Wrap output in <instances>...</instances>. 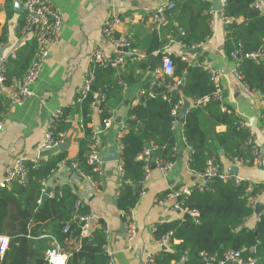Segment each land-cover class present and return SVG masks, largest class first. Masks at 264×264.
Instances as JSON below:
<instances>
[{
    "label": "trees",
    "instance_id": "obj_1",
    "mask_svg": "<svg viewBox=\"0 0 264 264\" xmlns=\"http://www.w3.org/2000/svg\"><path fill=\"white\" fill-rule=\"evenodd\" d=\"M173 7L165 11V21L170 39L178 38L183 49L200 46L211 33V3L208 0H168ZM254 0H224L223 18L225 37L223 50L229 58H236L237 71L244 86L257 93L264 91V59L259 56L263 51L264 12L252 6ZM13 0H5L7 15L12 11ZM163 23V24H164ZM24 20H20L19 28ZM3 39H0V43ZM168 39L154 32L145 47L146 58L135 59L131 70L117 73L118 68L93 67L94 80L90 90L81 101H74L69 107H61L59 121L53 138L58 132L71 126L70 115L78 113L81 117L83 135L78 138L79 150L76 158L69 159L65 150L39 158L23 161L26 168V180L13 182L0 187V234L9 237V245L0 264H48L45 251L50 247V237L56 239L66 255V264H109L106 253L107 232L102 224L91 227L86 237L81 236L83 222L78 216L90 213L89 205L80 200L70 185H56L47 188L42 198L41 181L58 170L64 163H76L78 169L98 181L100 175L87 162L86 144L96 135L91 127L93 111L98 112L101 128L102 120L110 118L111 109L120 102L124 86L134 84L139 75L135 68L146 71L151 55L157 57V67L161 65L163 45ZM37 51L32 39L16 50V56L9 60L6 74L7 82L20 79L26 72ZM183 55L189 54L182 53ZM194 60L184 61L181 54L173 57L174 69L170 76L155 77L143 86L145 94L137 97L135 103L127 108V116L122 124L120 162L121 177L115 199L123 225L131 220V211L139 202L144 191L143 178L145 163L137 156L143 148L150 145V156L162 163L175 161L177 137L173 120L177 118L172 109L184 98L191 101L185 112L182 135L189 146L188 167L191 173L198 175L206 167L207 160L213 157L221 169L224 157L229 163L235 160L252 164V147L247 143L250 129L243 123L232 107L223 102L224 90H219V98H214L216 88L211 74L199 63L206 62L205 54L197 53ZM178 85L168 89L170 85ZM150 91L148 95L146 92ZM103 94L101 99L95 94ZM209 96L206 102L197 104V100ZM220 101V103H218ZM4 98L0 95V120L4 110ZM219 125L224 130L217 131ZM197 181L191 187V193L182 201V205L196 210V221L182 216L155 223L152 237L172 231V237L180 240L177 245L160 247L154 255V264L177 263L206 264L201 254L213 257L217 264L227 250H239L241 257L252 258L254 264H264V207L253 227L246 224L254 208L248 206V198L263 191L264 182H257L246 191L243 185H235L230 180L219 177L207 179L201 187ZM171 190L160 193V198ZM40 201V202H38ZM68 227L64 231L65 227ZM256 230V232H255ZM45 235V236H44ZM254 247V252H250Z\"/></svg>",
    "mask_w": 264,
    "mask_h": 264
},
{
    "label": "crops",
    "instance_id": "obj_2",
    "mask_svg": "<svg viewBox=\"0 0 264 264\" xmlns=\"http://www.w3.org/2000/svg\"><path fill=\"white\" fill-rule=\"evenodd\" d=\"M49 1L61 14L62 31L58 41L47 49L43 67L32 87V96L21 104H14L2 95L4 110L1 113L3 128L0 131V179L4 176L6 167L19 157L34 159L65 150L69 159L76 158L79 150L78 138L83 135L81 117L78 113L70 115L69 136L63 143L45 151L41 150L40 144L52 112L73 104L77 88L88 67L92 47L100 44L105 49H110V44L104 41L100 34L101 25L107 16L115 13L120 17L121 24L115 30V36L125 37L140 51H145L150 37L156 32L159 37L168 39L163 45L164 51L186 53L179 41L170 39L167 24L162 23L158 26L150 19L151 13L168 0ZM208 1L211 3V33L200 45L201 53L205 54L206 62L218 73L220 87L224 90L223 102L232 107L241 121L249 127L256 144L260 147L264 141V120L261 117L264 114V102L258 93L246 92L243 83L237 79L236 58H229L223 50L225 37L223 15L214 12L211 0ZM220 1L223 4V0ZM15 2L24 6V0H13L12 11L7 15L5 0H0V39H3L2 46H6L4 54L12 49L16 51L33 39L31 32L24 31L23 26L19 28L20 20H24L25 13L24 11L19 13L14 9ZM261 4L264 8V0H261ZM135 59H126L125 64L116 72L131 70ZM134 73L139 75V80L123 87L120 102L111 109L109 127H98L101 121L96 110L93 111L90 124L95 128L101 157L115 151L118 159L102 161L98 181L93 182L79 175L67 164L59 166L47 181L49 189L64 184L72 187L80 200L89 205L94 216L91 227L100 224L101 219L104 221L103 225L107 232L105 250L113 257L115 264H141V259L143 260L146 254L158 251L153 243V226L158 221L171 220L182 215L169 206L159 205L154 201L155 197H159L162 191L172 190L182 184L191 185L198 179L188 168L189 147L182 135L183 123L178 119L173 126L177 143L176 159L171 169L161 172L155 167L150 170L148 178L144 181V192L131 213L136 233L133 240L128 241L125 229L119 231L121 217L115 206V199L121 177V162L117 141L127 116L128 105L135 103L143 86L155 78L154 72L149 68L146 71L135 68ZM189 103L191 104L190 100ZM181 108L182 106L178 114ZM252 117L255 118L254 127H250ZM224 128L225 126L219 125L216 130L222 131ZM221 161L223 169H228L231 165L224 157ZM237 173L257 182H264V164L244 165L238 168ZM260 199V204L264 207V190ZM262 209L256 208L253 211L247 218V226H254ZM179 242L180 240L175 239L174 245ZM136 252L141 254V259L136 257Z\"/></svg>",
    "mask_w": 264,
    "mask_h": 264
},
{
    "label": "built area",
    "instance_id": "obj_3",
    "mask_svg": "<svg viewBox=\"0 0 264 264\" xmlns=\"http://www.w3.org/2000/svg\"><path fill=\"white\" fill-rule=\"evenodd\" d=\"M223 4H224V0H223ZM252 6L255 7L257 10H259V12L261 13L264 12V8L261 4V0H254ZM172 7H173V2L167 1L165 4H163L158 9H156L153 13H151L150 19L153 22H155L158 26L161 25L162 23H164L166 19L165 11L171 9ZM222 12L221 14H223ZM24 13H25V18H24L23 30L31 32L33 39L37 45V51L34 58L30 62L26 72L20 79L12 78L10 82H7L6 74L8 72L9 60L13 59L16 56V51L15 49H12L7 54H4L3 52L2 56H0V95L6 96L9 102L14 104H21L24 101H26L30 96H32L33 94L32 87L34 82L37 80L38 75L43 67V62L47 54V49L48 47L54 45L58 41L63 27V21L59 10L55 6H53L49 0H24ZM224 22L226 23L228 22V20L224 19ZM120 24H121V19L115 13L107 16L103 20L100 29V34L102 39L110 44V49H105V47L100 44L94 45L92 47L88 57V67L85 71L80 86L77 88L74 101L77 102L81 101L82 98L85 97L88 91L90 90L92 81L94 80L93 67L95 65L101 67L119 68L125 64L126 59L128 58H136L138 60H143L147 57L144 51H140L136 49L130 43V41H128L125 37L115 36V30ZM0 47H2L1 43H0ZM262 47H263V51L259 53V56L255 54L253 55V57H256L255 58L256 60H258V58L264 59V39H263ZM175 55L177 54L170 50L163 51V55L161 58V65L159 67L156 66V68L153 71L155 77H160L162 79L164 76H170L173 73V69H174L173 57ZM189 57L187 55L181 54V58L184 61H190L191 57L190 58ZM199 64L202 65L203 68L206 69L211 74L213 84L216 88V91L213 93V97L219 98L220 97L219 90L221 89V87L219 84L218 73L207 62H201ZM237 64L238 62H236L235 75L237 79H239L242 82L241 75L237 71ZM175 85H180V81L175 80V83L170 85L168 89H171ZM244 90L249 93H257V92L249 91L245 86H244ZM146 93L148 95L151 94L150 91H147ZM142 94H145V91L141 90L138 97L141 96ZM258 94L261 100L264 102V91ZM95 96H98L101 99L104 98L103 94L96 93ZM208 99L209 96L202 97L197 100V104L206 102ZM182 103L183 100L180 101V103H178L172 109V114L174 116H177V118L173 120V126L178 121V117H179L178 110L182 106ZM59 113H60V108L54 110L49 118V122L44 132L43 140L40 144V148L42 151L50 150L56 147L57 145L63 143L69 136L68 130H61L58 132V138L57 139L53 138V133L56 130L55 128L59 121ZM261 117L264 120V114H262ZM110 122H111L110 118L103 119L102 120L103 128L109 127ZM80 125H82L81 122ZM2 128H3V121L1 119L0 131L2 130ZM123 128L124 126L122 125L120 135L123 132ZM117 143L119 146V155H120L121 143L119 138ZM247 143L250 144L252 147L253 159L251 165L262 166L264 164V156L260 152V148L256 144V141L254 139L251 130H250L249 138L247 139ZM86 150H87L86 152L87 162L91 164L93 166V170L96 171L101 176L102 157H101L98 141L96 139V135L92 136L91 141L87 142ZM175 151H176V147H175ZM46 157L47 156H42L39 158H46ZM39 158L37 157L32 160L36 163ZM137 159L142 160L145 163L146 172L143 178V184L144 181L148 178L151 170L148 168L149 163H154L155 167H157L161 172H166L171 169L174 162V161H168L162 163L158 158L155 159L151 158L150 147L147 146L144 147L142 152L138 154ZM24 160L25 159L21 157L16 158L6 167L5 174L0 179V187L9 186L13 182H24L26 180V168L23 163ZM247 162L248 161H244V160H235L230 164L240 168L241 166L246 165ZM63 164L64 163H62L61 165ZM187 165H188V158H187ZM70 166L79 175L86 177L93 182L95 181L90 176L86 175L83 171L78 169L76 163H72L70 164ZM214 177H219L220 179L225 181L230 180L235 185H243L246 191H250L257 183L256 180L248 176H242L239 173H234L229 169H221L219 165L216 163L215 159L211 157L207 160L206 167L204 168V170L198 175V179L196 180L197 181L196 186L201 188L206 183L207 179H211ZM47 181H48L47 179H43L41 181L42 195L47 194L46 192L48 188ZM192 185L193 184L179 185L178 187L172 189L166 196L162 198L155 197L154 201L161 206L171 207V209L178 211L181 215L187 213L190 215V218L196 221V216L198 215L197 211L190 210L182 205V201L185 198V196L191 193ZM263 190H264V185H263ZM143 192L141 193V195L143 194ZM180 195L182 196V199L181 201L178 202L177 197ZM260 197H261V193L248 198V206L254 208L255 210L257 208V205L261 201ZM78 218L80 219V221L83 222L81 228V236L86 237L90 233L91 223L94 219V216L90 212L86 215H80L78 216ZM67 228L68 227L66 226L64 228V231H66ZM124 229L128 241L133 240L136 233H135V225L132 219V214H131V220L128 221L126 224H124ZM50 239H51L50 247L45 251V259L47 263L66 264V255L65 253L62 252L59 243L53 237H50ZM153 240H154L153 243L158 250L160 249V247H168L174 245V241H175V239L172 237L171 230L161 235L158 238H153ZM8 245H9V237L7 235L0 234V263L2 262L5 256V252ZM249 251L254 252V247H250ZM155 253L156 252H151L146 254L141 264H154L153 260ZM240 254L241 253L239 250H233V249L227 250L223 253V257L220 260H218L217 264H254V260L252 258H248L244 260ZM201 256L206 264H212V261H214L213 257H207L205 254H201ZM183 261L184 258H182L177 263L173 262L171 264H182ZM109 264H115L114 259L111 255H109Z\"/></svg>",
    "mask_w": 264,
    "mask_h": 264
},
{
    "label": "water",
    "instance_id": "obj_4",
    "mask_svg": "<svg viewBox=\"0 0 264 264\" xmlns=\"http://www.w3.org/2000/svg\"><path fill=\"white\" fill-rule=\"evenodd\" d=\"M211 2H212V10L214 12H216L218 15H220L221 12H222V9H223V4L221 3V1L220 0H211ZM14 9L17 12L22 13L24 11V6L19 5L18 2H15L14 3ZM175 40L177 42L179 41L178 38H176ZM5 48H6V46L0 47V56H2ZM200 52H201V46H196L194 48H191V49H187L186 50V53L189 54V55H191V56H195L197 53H200ZM149 61H150L149 70L150 71H154V69L157 66V57L155 55H151L150 58H149ZM178 88H180V85H178ZM218 103H220V101H218ZM189 106H190L189 100L186 99V98H184L183 99V103H182V108L180 110V114H179V117H178L180 123H183L184 122L185 112L189 108ZM254 125H255V118L252 117L250 119V127H254ZM147 147H150V145H147ZM259 148H260V152L264 156V141H263V143H261V145H260ZM117 159H118V156H117V153L115 151H111L110 153H108L107 155H105L104 157H102V161L117 160ZM148 168L149 169L155 168L154 163H149ZM228 169L231 170V171H233L234 173H237L238 172V167L237 166L230 165ZM46 195L47 194L42 195V198H45ZM181 199H182V196L181 195L177 197V201L178 202L181 201ZM257 208L262 209L263 208V205L259 203L257 205ZM183 217L185 219H189L190 218V215L187 214V213H184L183 214ZM100 224H102V225L104 224V221L102 219L100 220ZM123 229H124V225H123V222L121 220L120 227H119V231H123ZM255 232H256V230H255ZM135 255H136V257L138 259H141L142 258L141 257V254L139 252H136ZM141 263H142V259H141Z\"/></svg>",
    "mask_w": 264,
    "mask_h": 264
}]
</instances>
